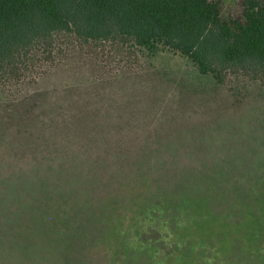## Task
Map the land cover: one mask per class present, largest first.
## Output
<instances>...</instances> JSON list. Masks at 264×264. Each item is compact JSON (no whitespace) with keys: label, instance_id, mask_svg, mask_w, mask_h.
Returning <instances> with one entry per match:
<instances>
[{"label":"trees","instance_id":"16d2710c","mask_svg":"<svg viewBox=\"0 0 264 264\" xmlns=\"http://www.w3.org/2000/svg\"><path fill=\"white\" fill-rule=\"evenodd\" d=\"M236 7L237 15L225 16L223 0H0V84L46 75L45 68L68 58L67 41L97 49L110 45L132 56L136 67L130 78L123 74L84 88L85 103L77 99L57 105L69 118L53 117L50 123L58 122L64 134L81 139L77 150L66 145L58 156H28L11 165L10 173H0V264H56L59 256L67 264L73 242L83 235L96 239L95 226L104 234L120 211L134 221L152 186L164 192L156 194L158 200L195 203L203 212L195 223L206 238H219L226 255L235 253L232 240L249 236L246 226L252 215L246 200L252 172L247 170L254 142L261 138L259 129L249 136L251 127L242 118L235 134L246 137V143L255 140L245 150L227 133L230 126L224 133L206 124L176 134L154 132L148 129L154 111L147 107L139 81L143 76L138 75L147 62L174 56L194 68L189 75L193 81L206 86L240 78L264 86V0H237ZM137 84L143 89H135ZM47 121L41 123L46 126ZM30 125L27 135L33 138L39 127L35 120ZM39 138L27 146L32 153L35 146L51 147L46 133L42 144ZM78 176L84 184L73 190L67 182L66 187L54 186L60 180L78 184L72 179ZM253 180H261L257 169ZM178 187L183 194L171 195ZM100 192L109 198H99ZM137 198L141 201L131 208L128 201ZM218 202L230 207L228 214L217 212ZM215 223L218 230L207 227Z\"/></svg>","mask_w":264,"mask_h":264},{"label":"rangeland","instance_id":"374dc122","mask_svg":"<svg viewBox=\"0 0 264 264\" xmlns=\"http://www.w3.org/2000/svg\"><path fill=\"white\" fill-rule=\"evenodd\" d=\"M236 1L223 0L225 16L237 15ZM66 44L70 48L68 58L60 57L61 64L53 69L45 68L43 73H47L46 75L36 73L23 83L0 84V168H3L0 173H10L11 165L27 159L28 156L42 158L50 152L58 156L66 145H69L71 150H77L82 143L81 139L72 133L64 134L62 131L64 127L58 122L50 123L53 117L69 118L67 111L58 109L57 105L77 99L85 103L84 88L102 81L111 82L115 78H121L118 77L119 75L127 74L130 78L136 74L134 58L127 53L119 52L115 47L110 45L101 49L81 47L72 41H67ZM145 68L146 70L138 76H143L139 81L145 87L142 92H146L147 107L154 111V116L148 121L153 129L151 127L148 129L154 132L175 130L176 134L206 124L207 128L212 126L219 133H224L221 130L230 126L227 128L230 132L227 133L238 140L239 150H245L246 146L251 149L249 142L255 141L250 138L246 143V137L242 138L239 134H235L236 127L243 122L242 118L245 116L246 125L254 132L246 128L250 131V134L247 133L249 136H256L259 129L261 138L258 142H254L250 154L252 167L247 170L248 175L252 172L247 185L246 200V210L248 209L252 215L246 226L249 236L246 241L242 237L234 238L232 244L235 243V253L232 256L226 255L223 250L227 249V246L220 245L219 238L216 240L206 238L201 226L195 223V218L203 214L195 203L184 200L174 205L168 198L158 200L156 194L162 192L163 195L164 192L157 186H152L146 192L149 193L148 202H144L140 211L138 209L134 221H127L120 211L121 217L113 219L112 216L104 234L102 227L95 226L96 239L87 238V235L80 236L73 242L75 248L67 254L70 260L68 262L66 260V263L264 264V162L261 163L264 161V122L258 121V118H264V86L251 84L245 78L231 79L225 86H206L203 81L202 83L195 79L193 81L189 75L194 68L185 60L174 56L153 59L146 63ZM141 88L139 84L135 87L139 90ZM50 104H53L55 109H52ZM45 119L48 120L46 126L41 123ZM33 120L37 123L39 131L35 133V137L30 138L27 133ZM104 123L106 124L102 121V124ZM45 133L48 141L51 142V147L35 146L34 153L29 151L27 146H32L38 135H40L39 144L45 141L41 138ZM110 138L115 140L114 137ZM230 139L232 138L229 137ZM96 142L99 143L98 140ZM20 147L26 150L21 151ZM15 148L18 151H15ZM256 152L261 155L263 153L262 157H257ZM258 164L259 167L256 168ZM256 169L261 179L259 183L253 180V171L256 172ZM72 179L77 180L78 184L73 180H60L56 181L54 186L61 184L62 187H66L65 182H67L69 189L73 190L76 188L73 186L79 187L85 181L81 176ZM162 181L160 180L159 183L161 184ZM146 190L147 187H140L141 192ZM183 190L180 187L173 189L171 195L179 196L183 194ZM197 190L194 189L193 193ZM135 192L134 190L133 193L136 195ZM99 198L107 200L109 195L100 192ZM139 201L141 200L137 198L133 202L128 201V204L131 208H135ZM216 205L217 212L228 214L230 207H225L219 202ZM203 210L208 209L203 208ZM207 227L210 230H218V223L208 224ZM226 230L231 229L226 227ZM210 241L212 243H208ZM77 243L81 245L77 246ZM242 250L248 254L247 257L246 253L242 255ZM65 258L57 257L56 264H61Z\"/></svg>","mask_w":264,"mask_h":264}]
</instances>
